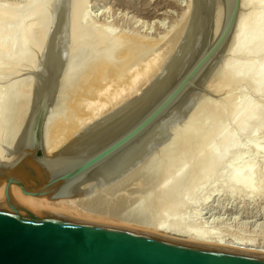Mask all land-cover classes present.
<instances>
[{
	"label": "bare ground",
	"instance_id": "obj_1",
	"mask_svg": "<svg viewBox=\"0 0 264 264\" xmlns=\"http://www.w3.org/2000/svg\"><path fill=\"white\" fill-rule=\"evenodd\" d=\"M83 1L85 0H73L72 5L68 8L66 14H64V6L67 0H59L54 12L35 15L36 22L32 23L33 25L28 24V27L26 25L27 28L19 26L20 17L18 21L14 20L16 23L12 22V25L8 20L6 23L9 24H4L6 16L1 18L3 22L0 25V55H3V57L11 53L15 55L13 51H17L16 53L18 55L14 56V58L16 57L15 60H21L24 56V38H27L26 36L32 37L33 35V39H35L33 32L37 30L36 32L38 34L36 33V35L39 36V38L37 37L39 41L36 40V43L39 42L40 45L43 44L44 46L50 42L53 36L52 34L57 30V34H55L57 41L54 42V48L50 53L49 51L46 53V59L41 65L40 71L38 70L39 73H35L36 80L38 74L40 75L36 82L38 83L37 87L36 85V88L34 87V95L32 96L34 97V101L31 103V109H33L34 105H36L37 109L47 106L46 116L43 120L42 139L44 151L47 156L53 158V161L46 168L40 167L32 161H27L25 164L13 169L14 172L19 174L28 175L32 169H35L41 180H44L49 172L54 173L66 170L67 167L63 163L64 161L74 157L81 159L88 157L118 137L124 130L137 121L156 101H162L177 84L180 77L191 69L197 59L204 54L209 45L216 39L225 19L224 0H193V6L189 11L190 14L187 16V13H184V16H186L185 19H187L183 22V26L181 24L180 27L178 26L176 28V33H173L176 34L173 36L174 38L169 37L170 40L169 38L165 39L166 36H163L167 42L168 40L174 42V44L173 42L171 43L173 47L170 44H164L166 41L162 37L161 39L155 40L142 36V38L137 37V39H135L136 37H131V40H129L127 38L128 36L113 38L112 33H106L105 37L110 40L106 42H111L114 46H118L117 52L106 54L103 58H97L95 63H92V66L88 67L84 73L81 75L78 74L79 81H77L79 84L75 89L84 87V93L79 92L75 94V101L77 102L74 105L73 117H59L55 119L53 118V110L60 99L62 84L66 82L65 79H68L67 77L69 75L76 73L72 63L68 61L72 57L70 53V57L68 56L70 45L75 41H79L80 35L84 32H87L86 37H88L87 34L89 35L90 32L95 34V29L91 26L94 31H90V25L84 24L82 18H80L83 14L81 11L83 9L80 8L81 6L79 4ZM226 1L229 5H232L233 0ZM37 2L38 0H32L27 3L25 5L26 10L28 9V12L30 10L35 11ZM50 4L52 3L50 2ZM78 6H80V9L78 8L80 15L77 11ZM252 6L258 12L249 19L244 13V10ZM250 33H252L251 36L249 35ZM13 34H16L15 38L12 37ZM22 34L25 37H21ZM102 34L100 35L102 36ZM67 35L69 37L68 45L64 42L67 40ZM94 36L97 37L96 35ZM127 40L128 42H126ZM165 45L169 48V50L167 48V54L164 52ZM143 47L147 51L145 53L148 56L139 58L140 54H142L141 52H143ZM17 49L20 50L18 51ZM91 51L93 50L91 49ZM162 51L167 55V58H162V54L161 56L156 55ZM232 53H238L244 62L239 66L238 70L230 72V79L244 83L253 91L263 86L264 0H241L237 20L224 47L203 68L199 76L191 82V85L176 99L178 102L138 139L73 182L55 190L53 195L58 196L59 199H53V195L43 197L26 196L16 186L11 189L12 196L21 204L54 211H73L88 220H115L131 226L153 229L154 231L170 235L189 237L205 244H220L264 252V242H257L254 239L244 237H227L225 233L224 235H219V233L217 234L212 230H202L198 226L196 227V225H194L195 227L184 226L182 225L183 223H180L181 221H174V223L169 224L167 222L165 224L164 221L152 223L150 220V222L145 221V218L141 220L134 215L132 216L131 213V216H128L129 213L127 216H124L125 212L123 213L121 208L118 209H120L119 211L122 214L118 213L119 211L117 209L113 210V205V208L110 209L109 205L111 203H103L104 200L101 204V206L103 204L104 206H98V204L100 205L98 203L99 200H96L94 197L99 189H103L106 185L114 184V181L121 177L124 172L126 173V170H129L128 168L132 164L143 158L147 151V146L154 142L160 128L171 118L169 115L172 112H180L186 108L189 102L197 97L199 91L203 90V86L208 82L217 68H219L218 66H221L220 68L224 67L223 60L226 57H230ZM260 53L262 57L260 60H257L256 55ZM92 56L94 58L97 56V53ZM136 56L139 57L136 60H132ZM223 57L225 58L223 59ZM1 93L0 91V110L3 112V115L2 113L1 115L5 121H9L11 115L9 114L8 117H4V110L10 113L12 111L9 112L8 110L9 108L11 110V107L9 105L7 107L5 106L6 101H2ZM12 94L15 96L16 91L11 93V97H14ZM30 96L31 93H28L27 97L24 98L29 106L31 101L29 100ZM243 114L245 115L243 118L244 122H246V119L256 120L260 118V114L258 115L257 107L255 106L244 110ZM26 121L28 122V120ZM244 122L240 123L241 128L245 127L246 123ZM30 127L29 124H26L17 143H13L12 141L5 148H2L5 144L1 142V139L5 136H0V164L15 161L29 147ZM235 141L236 136L231 135L224 140L225 146L221 151L216 152L212 149L204 150L213 159L210 165L211 170L217 167L219 158L226 156L231 151L229 149L230 145ZM224 168L230 170L232 173L233 178L231 183L238 185L239 188H244L249 194H256L248 178L241 180V174H247L249 177L254 175L252 167L246 165L237 169L230 166ZM1 181L0 178V201H6L9 193L5 184ZM95 192L97 193L95 194ZM93 199L98 203L97 205H94L96 202ZM127 212L126 210V214ZM244 217L246 219L257 218L254 215H249V213L246 216L244 215ZM260 219H264V215L260 216ZM202 223L205 224L204 222Z\"/></svg>",
	"mask_w": 264,
	"mask_h": 264
},
{
	"label": "rangeland",
	"instance_id": "obj_2",
	"mask_svg": "<svg viewBox=\"0 0 264 264\" xmlns=\"http://www.w3.org/2000/svg\"><path fill=\"white\" fill-rule=\"evenodd\" d=\"M30 1L32 0H0V25L3 22L1 18L4 16H6L5 25L11 24L14 20L18 21L19 17V26L33 25L32 23L36 22L35 15L54 12L59 0H38L36 10L28 12L25 5ZM72 1L67 0L65 3L64 14L72 5ZM177 1L85 0L84 3L79 4L81 7H77L78 13L80 8L84 11L81 10L83 13L81 17L80 13L77 16L82 18L84 24L90 25V31L93 27L95 34L88 31L92 36L89 33L86 37L87 32H84V35H80L79 41L70 45L68 56L70 53L72 57L69 56L68 61L72 63L76 73L71 74L72 78L69 75L68 79H65L66 82L62 84L60 99L53 110V118L73 117L74 105L77 102L75 94L84 91V87L75 89L79 84L78 74L84 73L97 58L117 52L118 46L106 42L110 41L105 37L106 33H112L113 38L128 36L129 40L131 37L137 39L142 36L155 40L161 37L164 39L163 36H166L165 39L174 38L176 34L173 33H176V28L181 24L183 26V22L187 19L184 13L188 16L193 6V0ZM245 9L244 13L249 19L258 12L253 6ZM7 20L10 22L6 23ZM36 31L33 32L35 39L33 35L24 38V56L21 60L14 58L18 55L17 51H13L15 55L14 53L4 57L0 55L2 101H6L5 106L9 105L11 110L9 108L8 111H12L8 113L4 110V117L11 115V119L5 121L2 118L3 112L0 110V130L4 132L0 131V136L6 137L1 139V142L5 144L2 148L11 144L12 141L17 143L20 139L19 136L21 137L25 129L26 120L31 111L34 87L38 84L36 82L40 74L37 80L36 74L39 73L46 59V53L52 51L54 42L57 41L56 30L50 42L44 47L43 44L36 43V40L39 41ZM97 33L103 34L101 36ZM249 35L251 36L252 33ZM12 37L15 38L16 34ZM165 39L166 42H162L173 47L171 44L173 41L168 40L167 42ZM68 41L67 35V40L64 41L66 45ZM165 46L164 52L167 54L168 47ZM145 52L147 53L143 47L140 57L136 56L132 60L147 57ZM164 52L156 55L161 56L162 54V58H167ZM95 53L97 56L93 58L92 55ZM256 56L257 60L262 57L261 53ZM223 62L224 67L218 66L219 68L213 74L214 77L213 75L210 77L203 86V90L199 91L197 97L192 99L186 108L169 115L171 118L160 128L154 142L147 146L143 158L132 164L126 173L124 172L114 181V184L99 189V194L95 192L98 195L94 197L99 200L100 205L94 200L95 198L93 199L96 202L94 205L101 206L104 200L103 203H111L110 209L114 206L113 210L119 211L118 208H121L123 213L125 212L124 216L129 213L128 216L132 214V216L141 220L145 218V221L152 223L164 221L169 224L181 221L180 223L184 226L196 225L202 230H212L219 235L225 233L227 237H244L264 242V219H260V216L264 215V85L253 91L244 83L230 79V72L238 70L244 62L238 53H232ZM15 91V96L12 94L14 97H11V93ZM28 93H31L30 106L24 99ZM200 93L202 94L199 97ZM251 106L257 107L260 118L246 119L244 122L243 112ZM241 122L246 123L244 128L240 127ZM231 135L236 136V141L230 145L231 151L219 158L217 167L211 170L210 165L213 159L204 150L221 151L225 146L224 140ZM246 165L253 168L254 175L249 177L247 174H241V180L248 178L251 181L255 195L231 183L232 173L224 168L230 166L237 169ZM30 181L32 180L29 179V183L34 184ZM125 209L128 211L127 214ZM118 213L122 214L120 211ZM248 213L257 218L246 219L244 215Z\"/></svg>",
	"mask_w": 264,
	"mask_h": 264
},
{
	"label": "water",
	"instance_id": "obj_3",
	"mask_svg": "<svg viewBox=\"0 0 264 264\" xmlns=\"http://www.w3.org/2000/svg\"><path fill=\"white\" fill-rule=\"evenodd\" d=\"M224 1L225 19L219 35L162 101H156L130 127L94 154L64 161L66 170L49 172L44 180L35 169L28 175L13 171L27 161L43 168L53 161L46 155L42 139L47 106L37 109L34 105L27 122L31 126L29 147L15 161L0 164L1 182L9 193L6 201H0V264H264V252L259 250L205 244L115 220H88L73 211L21 204L11 193L16 186L26 196L53 195L59 187L73 182L134 142L162 118L232 33L241 0H233L232 5ZM53 199L59 197L53 195Z\"/></svg>",
	"mask_w": 264,
	"mask_h": 264
}]
</instances>
